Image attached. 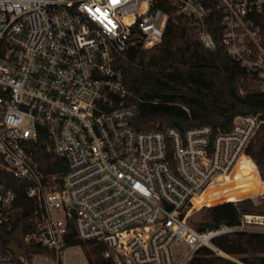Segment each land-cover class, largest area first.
I'll list each match as a JSON object with an SVG mask.
<instances>
[{
    "label": "built area",
    "instance_id": "2783aa9c",
    "mask_svg": "<svg viewBox=\"0 0 264 264\" xmlns=\"http://www.w3.org/2000/svg\"><path fill=\"white\" fill-rule=\"evenodd\" d=\"M170 6L210 49L219 17L222 44L264 89V0H0V168L26 182L34 228L25 240L52 249L53 264H93L73 236L104 243L114 264H187L203 247L236 261L215 240L245 221L264 224L253 213L202 230L189 221L196 197L255 166L247 150L261 112L235 114L228 129L135 127L119 61L161 41ZM43 135L67 161L61 175L39 169L32 144ZM15 197L0 183V226ZM74 248L82 261L68 263ZM11 255L0 250V264Z\"/></svg>",
    "mask_w": 264,
    "mask_h": 264
},
{
    "label": "trees",
    "instance_id": "16d2710c",
    "mask_svg": "<svg viewBox=\"0 0 264 264\" xmlns=\"http://www.w3.org/2000/svg\"><path fill=\"white\" fill-rule=\"evenodd\" d=\"M170 18L165 33L152 47L135 46L128 50L119 64L124 85L129 91V102L136 107L135 127L141 130L176 127L186 130L194 125H212L228 129L237 113L261 112L264 118V89L248 71L234 59L222 44L220 18L210 21L216 47L206 48L196 37L192 21L170 6ZM34 154L44 176L61 175L67 161L54 155L43 135L33 142ZM256 167L244 165L228 176L224 184L209 187L195 198L201 220L190 223L198 230L221 224L238 225L244 213L264 214L263 204L256 205L245 198L264 190V122L247 150ZM242 163V162H241ZM257 168V169H256ZM258 170V171H257ZM259 173V174H258ZM243 175L242 178L238 176ZM0 183L16 193L11 223L4 224L8 241L0 237V250L6 253L13 241L29 261L37 254L53 257L46 245L25 236L34 228V201L28 194L26 182L20 181L0 168ZM225 193L215 195L216 192ZM220 201V202H216ZM216 202V203H215ZM216 244L240 262L215 254L203 247L187 264H264V232L236 230L220 235ZM72 243H82L93 264H114L104 257L108 248L102 242L81 241L76 236ZM11 261L21 264L11 255Z\"/></svg>",
    "mask_w": 264,
    "mask_h": 264
},
{
    "label": "rangeland",
    "instance_id": "374dc122",
    "mask_svg": "<svg viewBox=\"0 0 264 264\" xmlns=\"http://www.w3.org/2000/svg\"><path fill=\"white\" fill-rule=\"evenodd\" d=\"M255 167V166H254ZM257 169V168H256ZM258 171V170H257ZM259 174V173H258ZM243 175H240V177L238 178H242ZM227 181V180H226ZM264 192V190H263ZM245 198H249V197H245ZM243 198V199H245ZM253 200V202L256 204V205H260V204H263L264 202V197H261V198H250ZM224 201V200H223ZM216 202H220V201H216ZM215 202V203H216ZM197 208H195L190 216V221L192 220L193 222V225H194V221H199L201 220V217H200V212H198V208L199 206H196ZM201 207V206H200ZM254 215H264V214H261V213H254ZM261 220V219H260ZM264 221V219H262ZM191 222V223H192ZM242 230H249V231H261V230H264V224H259V223H255L253 222H247L245 221L244 222V225H243V229ZM25 257V256H24ZM236 259V261L240 262L238 258L234 257ZM21 261V264H53V259L51 256L49 255H46V254H37L33 257V260L32 261H29L27 257L23 259H20ZM78 261H82V254H81V250L79 248H74V249H71L68 253H67V262L68 263H76ZM15 264V263H13Z\"/></svg>",
    "mask_w": 264,
    "mask_h": 264
},
{
    "label": "water",
    "instance_id": "95a60500",
    "mask_svg": "<svg viewBox=\"0 0 264 264\" xmlns=\"http://www.w3.org/2000/svg\"><path fill=\"white\" fill-rule=\"evenodd\" d=\"M0 237L5 241H8V238L5 233V229L3 226H0ZM7 248L13 252L15 258H20V256L24 255V251L19 248L13 241H10L7 245Z\"/></svg>",
    "mask_w": 264,
    "mask_h": 264
}]
</instances>
